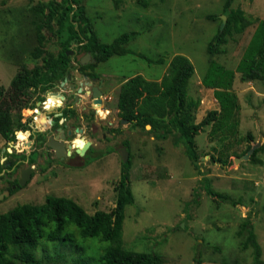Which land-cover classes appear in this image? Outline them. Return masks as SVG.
Masks as SVG:
<instances>
[{
  "label": "rangeland",
  "instance_id": "obj_1",
  "mask_svg": "<svg viewBox=\"0 0 264 264\" xmlns=\"http://www.w3.org/2000/svg\"><path fill=\"white\" fill-rule=\"evenodd\" d=\"M51 1L54 0H0V98L20 70L29 71L35 66L44 70V57L61 48L55 18L49 25L44 22L49 7L44 14L32 8ZM224 1L82 0L85 15L100 43L108 44L128 35L123 47L129 52L112 54L96 64L104 81V96H110L103 106L97 105L102 112L93 119L103 127L93 137L74 135L75 139L93 142L84 155L74 153L71 148L70 157L60 158L46 147V138L36 142L35 152L23 153L36 157L35 171L26 184L16 186L8 194L2 192L6 182L3 173L18 177L17 170L5 169L6 162L17 158L8 150L20 149L16 137L15 141L5 142L0 134V213L19 203L41 204L49 194L70 197L88 213L97 209L110 211L115 204V187L124 170L119 150L126 141L134 202L124 210V248L157 253L161 264H249L252 249L240 248L239 241L245 233L238 235L237 231L251 212L264 262V152L257 153L263 160L261 165L249 160L234 162L257 141L259 133L264 137V82L242 81L240 74L235 73L232 91L239 103L237 124L228 128L232 119L222 118L205 125L195 136L201 174L187 157L178 130L161 136L150 125L131 126L120 121L117 109V94L124 81L140 74L147 80L160 82L169 74V63L176 54L186 56L194 66L186 91L188 97L198 102L192 108L193 121L198 123L209 110L219 108L213 89L201 83L202 77L210 60L234 69L255 28L251 24L242 33L228 36L227 43L222 45L225 53L207 51L220 24V20L208 16H220ZM231 7L264 18V0H233ZM38 33L44 38L39 51ZM33 53H38V57L34 58ZM158 59L163 61L157 63ZM26 109L25 106L20 110L22 118H28ZM108 121L115 132L106 133L103 138L101 132ZM248 133L253 139H248ZM25 140L30 138L25 136ZM211 154H220L230 162L222 166L211 161ZM25 165L22 162L20 166ZM202 176L208 178L211 188L230 195L239 204L216 202L206 193ZM41 242L36 251L38 264H72L74 252L68 243ZM82 242L89 255L101 253L109 246V242L96 237H87Z\"/></svg>",
  "mask_w": 264,
  "mask_h": 264
},
{
  "label": "trees",
  "instance_id": "obj_2",
  "mask_svg": "<svg viewBox=\"0 0 264 264\" xmlns=\"http://www.w3.org/2000/svg\"><path fill=\"white\" fill-rule=\"evenodd\" d=\"M232 1H224L221 14L226 16V22L222 30L219 24L217 33L207 45V51L225 53V47L222 45L227 43L228 36L242 33L251 24H255V28L234 69L210 60L202 77L201 83L213 89L214 98L219 104L218 109L209 110L198 123L193 121L192 108L198 102L188 97L186 91L188 80L194 73V66L181 54L172 57L169 63L170 72L165 74L160 82L147 80L137 74L124 81L117 94L120 120L125 119L135 127L145 128L146 125H150L151 129L158 131L161 136H166L173 129L178 130L185 142V153L200 174L202 170L195 136L205 125L221 121L222 118L232 119L227 123L228 128H234L237 124L235 116L239 111V103L236 94L232 91L235 73L240 74L242 81L264 82V18L247 14L240 7H231ZM47 7L49 10L44 16V22L49 25L53 17L55 18L56 32L61 38V48L59 53H49L48 57H44V70L41 66H35L29 71L20 70L11 82L9 92L1 93L0 134L8 142L15 141V130L24 127L21 122V108L34 106L36 100L41 99L39 95L35 99L32 97L34 91L40 93L41 90L52 87L55 80L64 75L63 66L66 62L63 58L67 57L65 50L71 48L72 43L84 40V48L92 53L96 52L98 62L109 59L112 54L122 55L129 52L123 47V43L128 40L127 34L108 44L98 41L93 25L85 15L82 0H54L37 4L32 8L44 14ZM208 18L218 19L221 22L219 15H209ZM43 39L42 34L38 33L40 42V47L36 48L38 51L42 49ZM32 55L34 58L38 57V53ZM162 61L163 59H158L157 63ZM30 86L34 88L32 94L29 92ZM247 136L249 140L253 139L250 133ZM123 143L127 149V142ZM259 152H264V144L253 151L249 162L261 165L263 160L257 156ZM210 159L222 166L230 162L220 154H211ZM129 165L130 160L127 159L123 163L124 170L115 187L117 191L115 204L110 211L97 209L93 213H88L70 197L49 194L41 204L19 203L0 213V264L17 262L38 264L40 259L37 258L36 251L42 240L59 241L61 245L68 243L74 252L70 258L72 264H161V256L157 253L123 247L124 210L127 205L134 202L129 186L127 171ZM4 175L5 173L3 177ZM201 179L206 184V193L216 202L239 204V201L230 195L211 188L207 177L202 176ZM13 191L14 189H10V192ZM251 215L252 213L248 212L239 225L237 234L245 233V237L239 241V246L242 250L252 249V260L249 264H264ZM87 237L107 241L109 246L101 253L89 255L88 247L82 242Z\"/></svg>",
  "mask_w": 264,
  "mask_h": 264
},
{
  "label": "flooded vegetation",
  "instance_id": "obj_3",
  "mask_svg": "<svg viewBox=\"0 0 264 264\" xmlns=\"http://www.w3.org/2000/svg\"><path fill=\"white\" fill-rule=\"evenodd\" d=\"M84 43V40L72 43L71 48L65 50L67 57L63 58L66 62L65 66H63L64 75L62 78L56 79L52 87L41 90L40 93L35 91L33 93L34 88L32 86L29 87V92L34 94V99L38 95L41 96V99L36 100L34 106L27 107L26 111L29 113L26 115L28 118L21 117V122L24 127L14 132L17 138L16 142L18 143L17 149L18 146L21 149L18 151L14 149L8 150L10 153H15L17 158L13 161L6 162L5 169L8 168L9 171L17 170L18 177L8 176L5 173L3 178L6 182L5 190H2L3 193H10V189H15L16 186L21 187L18 179L29 164H32V172L35 171L33 167L36 157L31 161L32 156L29 154L35 152L33 150L35 147L33 146L36 142L41 143L43 142V138H46L47 141L44 142L46 147L55 153L47 144L49 138L52 137L53 139L62 141L65 154L60 158L70 157L72 155L70 149L72 148L73 152L76 153L75 144L80 142V139H75L74 135L84 136L85 134H89L93 137L96 134L98 135L100 127H103L99 122L96 123L93 120L97 113L102 112L101 107L97 108L98 104L94 102L93 86H99L101 90V103L99 106H103L110 96H104L105 91L102 89L104 81L99 76L96 65L98 63L95 56L97 53H92L90 50L85 49ZM57 53H59V50ZM8 88L3 90L2 93H8ZM49 92L51 94H48ZM105 112L110 113L108 109H105ZM102 118L100 117V119ZM120 121L122 122V120ZM105 127L103 132H101L103 138L106 137V133H110L111 131L115 132V128H112L111 121H108ZM77 129H80V131ZM19 130L24 132H19ZM61 133L64 135V138L60 137ZM25 136H28L30 140H25ZM4 140L8 142L5 138ZM92 143L90 141L88 149L92 148ZM66 146L67 149L69 148L70 153L67 152ZM24 151H29V154H23L25 153ZM22 162L26 163L24 167L20 166ZM1 183L2 180H0ZM3 196L5 195L3 194Z\"/></svg>",
  "mask_w": 264,
  "mask_h": 264
},
{
  "label": "water",
  "instance_id": "obj_4",
  "mask_svg": "<svg viewBox=\"0 0 264 264\" xmlns=\"http://www.w3.org/2000/svg\"><path fill=\"white\" fill-rule=\"evenodd\" d=\"M220 18H221L220 30H222L223 26H224V24L226 22V16L224 14H221ZM48 94H51V93L49 92ZM52 94H55V93H52ZM57 95H59V94H57ZM59 96H61V95H59ZM93 96L95 97L94 102L97 103V104H100L101 103V97H100L101 96V90H100L99 86H93ZM122 122H126V120L122 119ZM77 130L80 131V129H77ZM60 137L64 138V135L61 133ZM50 140L58 141L56 139H53L52 137L49 138V142H50ZM263 140H264V137L259 133L257 141L255 143L251 144L250 148L245 153H243L239 157H236L234 162H238L240 160H249V158H250L251 154L253 153V151L262 144ZM58 142L62 143V148L64 150L63 142L62 141H58ZM89 146H90V141H88V140L86 141L84 139H80V142L75 144V152L77 154H79V155H84V153L87 151ZM69 147H70V145H69ZM18 149H21V147L18 146ZM67 152L70 153V150H68ZM119 153H120V155L122 157V160L125 162L127 160V158H128V151L126 149V146H123L122 149L119 150ZM64 154H65V152L63 154H61V155H57V154L56 155L61 157ZM31 166H32V164H29L23 170V172L21 174V177L18 179V183H19L20 186L26 184L27 180L30 178L31 172H32Z\"/></svg>",
  "mask_w": 264,
  "mask_h": 264
},
{
  "label": "bare ground",
  "instance_id": "obj_5",
  "mask_svg": "<svg viewBox=\"0 0 264 264\" xmlns=\"http://www.w3.org/2000/svg\"><path fill=\"white\" fill-rule=\"evenodd\" d=\"M48 146H50L57 155H61L64 153V150L62 148V143L58 142V141H53V140H50L49 143H47Z\"/></svg>",
  "mask_w": 264,
  "mask_h": 264
},
{
  "label": "crops",
  "instance_id": "obj_6",
  "mask_svg": "<svg viewBox=\"0 0 264 264\" xmlns=\"http://www.w3.org/2000/svg\"><path fill=\"white\" fill-rule=\"evenodd\" d=\"M256 183L258 184V182H256ZM256 183H255V184H256Z\"/></svg>",
  "mask_w": 264,
  "mask_h": 264
}]
</instances>
